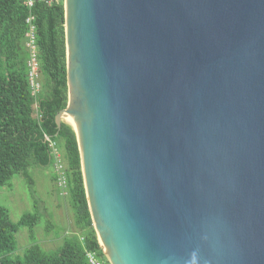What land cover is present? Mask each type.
<instances>
[{
	"label": "water",
	"instance_id": "1",
	"mask_svg": "<svg viewBox=\"0 0 264 264\" xmlns=\"http://www.w3.org/2000/svg\"><path fill=\"white\" fill-rule=\"evenodd\" d=\"M67 105L110 264H264V0H64Z\"/></svg>",
	"mask_w": 264,
	"mask_h": 264
},
{
	"label": "trees",
	"instance_id": "2",
	"mask_svg": "<svg viewBox=\"0 0 264 264\" xmlns=\"http://www.w3.org/2000/svg\"><path fill=\"white\" fill-rule=\"evenodd\" d=\"M31 1L27 5L26 0H0V187L20 174L35 198L34 180L28 171L34 162L53 166L51 180L58 189L54 147L65 180L60 191L68 198L76 230L55 250L45 251L33 242L23 254L12 256L16 232L27 227L34 240L32 232L40 214L25 211L12 222L8 209L0 204V264H92L89 256L98 264H110L88 209L75 132L68 123L61 122L58 129L55 122L68 100L64 0ZM28 18L34 25L38 76H42L36 95L29 82Z\"/></svg>",
	"mask_w": 264,
	"mask_h": 264
},
{
	"label": "rangeland",
	"instance_id": "3",
	"mask_svg": "<svg viewBox=\"0 0 264 264\" xmlns=\"http://www.w3.org/2000/svg\"><path fill=\"white\" fill-rule=\"evenodd\" d=\"M37 81L39 91L42 83L41 75L38 76ZM38 91H35L34 95ZM28 171L34 180L35 198L31 196L20 174H15L7 186L0 187V204L8 209L12 222H17L25 211L37 210L40 214L39 222L32 232L34 240H31L27 227H21L16 232L17 245L12 256L23 254L25 248L33 242L45 251L55 250L62 244L64 237L76 230L66 194L60 191L59 185L56 189L55 183L51 180L53 166H41L32 162Z\"/></svg>",
	"mask_w": 264,
	"mask_h": 264
},
{
	"label": "built area",
	"instance_id": "4",
	"mask_svg": "<svg viewBox=\"0 0 264 264\" xmlns=\"http://www.w3.org/2000/svg\"><path fill=\"white\" fill-rule=\"evenodd\" d=\"M47 3H50L51 0H44ZM32 1L31 0H26L27 5H31ZM31 19L28 18L27 22L30 24L28 31L26 32V46L28 48V51L30 53V57L28 60V67H29V82L30 86L32 89V92L34 93L35 91H38L39 89V83L37 81L38 78V62L36 59V47L34 44V25L31 24ZM53 147V144H52ZM53 153L56 156L57 162L55 165V170L59 174V179H58V185L61 188H64V177H63V171H62V166L59 162V157L60 154L57 152V150L53 147ZM63 192V191H62ZM89 261L92 264H98L97 262L94 261L92 256H89Z\"/></svg>",
	"mask_w": 264,
	"mask_h": 264
},
{
	"label": "bare ground",
	"instance_id": "5",
	"mask_svg": "<svg viewBox=\"0 0 264 264\" xmlns=\"http://www.w3.org/2000/svg\"><path fill=\"white\" fill-rule=\"evenodd\" d=\"M63 119L75 128V124L73 122L71 114L66 115V117H63Z\"/></svg>",
	"mask_w": 264,
	"mask_h": 264
}]
</instances>
